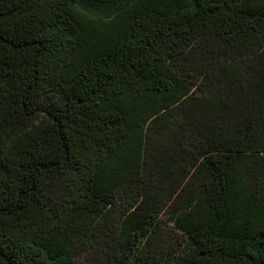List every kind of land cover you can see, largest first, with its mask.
I'll list each match as a JSON object with an SVG mask.
<instances>
[{
  "label": "trees",
  "instance_id": "trees-1",
  "mask_svg": "<svg viewBox=\"0 0 264 264\" xmlns=\"http://www.w3.org/2000/svg\"><path fill=\"white\" fill-rule=\"evenodd\" d=\"M0 264H264V0H0Z\"/></svg>",
  "mask_w": 264,
  "mask_h": 264
}]
</instances>
